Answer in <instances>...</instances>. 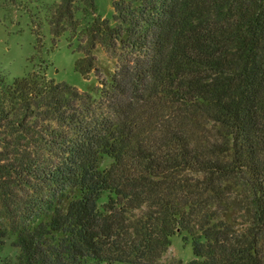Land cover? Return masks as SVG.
Instances as JSON below:
<instances>
[{
  "label": "trees",
  "instance_id": "trees-1",
  "mask_svg": "<svg viewBox=\"0 0 264 264\" xmlns=\"http://www.w3.org/2000/svg\"><path fill=\"white\" fill-rule=\"evenodd\" d=\"M109 2L45 10L91 90L0 73V264H264V0Z\"/></svg>",
  "mask_w": 264,
  "mask_h": 264
},
{
  "label": "rangeland",
  "instance_id": "rangeland-1",
  "mask_svg": "<svg viewBox=\"0 0 264 264\" xmlns=\"http://www.w3.org/2000/svg\"><path fill=\"white\" fill-rule=\"evenodd\" d=\"M58 0H0V73L9 81L26 72L45 67L49 78L56 82H65L79 89L89 91L98 85L95 77L84 79L75 69L76 54L67 46L65 36L52 45L46 8ZM97 13L109 18L112 7L109 0H95ZM37 37L40 45L37 46ZM100 63L112 70L106 55L97 52ZM6 240L0 254V260L11 261L15 251ZM192 258L190 246L183 247L179 237L172 239V245L161 260V264H177L179 260ZM2 264V263H1Z\"/></svg>",
  "mask_w": 264,
  "mask_h": 264
}]
</instances>
